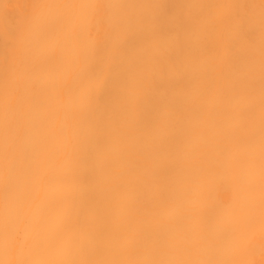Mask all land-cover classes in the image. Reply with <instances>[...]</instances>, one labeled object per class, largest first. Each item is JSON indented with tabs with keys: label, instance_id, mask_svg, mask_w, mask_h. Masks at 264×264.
<instances>
[{
	"label": "bare ground",
	"instance_id": "6f19581e",
	"mask_svg": "<svg viewBox=\"0 0 264 264\" xmlns=\"http://www.w3.org/2000/svg\"><path fill=\"white\" fill-rule=\"evenodd\" d=\"M0 264H264V0H0Z\"/></svg>",
	"mask_w": 264,
	"mask_h": 264
}]
</instances>
